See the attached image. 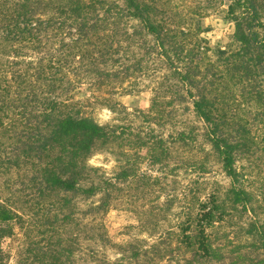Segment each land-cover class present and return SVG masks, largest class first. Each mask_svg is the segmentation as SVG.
I'll use <instances>...</instances> for the list:
<instances>
[{"label":"trees","instance_id":"trees-1","mask_svg":"<svg viewBox=\"0 0 264 264\" xmlns=\"http://www.w3.org/2000/svg\"><path fill=\"white\" fill-rule=\"evenodd\" d=\"M221 2L235 48L212 49L202 37L207 6L183 13L176 0H0V264H75L84 243L110 244L102 223L78 221L72 231L74 199L99 195L80 213L106 214L120 200L118 184L136 172L128 151L160 163L168 150L143 130L99 124L89 109L120 107L114 97L132 93L143 77L147 121H165L174 106L190 103L230 187L190 205L175 241L114 246L135 264H264L263 226L249 223L235 244L217 231L250 202L235 167L255 141L240 104L264 137V0ZM175 140L188 148L195 136L180 131ZM110 146L124 163L113 179H94L98 169L88 161ZM38 209L45 213L35 239L24 226ZM87 256L82 264H120L94 249Z\"/></svg>","mask_w":264,"mask_h":264},{"label":"rangeland","instance_id":"rangeland-1","mask_svg":"<svg viewBox=\"0 0 264 264\" xmlns=\"http://www.w3.org/2000/svg\"><path fill=\"white\" fill-rule=\"evenodd\" d=\"M176 3L180 5L183 13L187 12L186 9L192 12L198 7L207 6V16L200 19V25L205 30L202 37L208 41L212 49L235 48L232 41L233 25L224 18L225 6L221 0H191L189 4L176 0ZM136 51L138 49H135ZM142 53V50H139L136 53L137 57ZM149 86L147 78H140L138 86L132 93L114 97L120 107L110 110L95 104L89 109L99 124L121 125L135 132L143 130L154 139H161L168 153L162 156L160 163H151L148 158L141 159L142 156L148 157L144 151L129 150L127 153L129 156L126 158L129 165L133 164L135 169L137 168L136 172L122 184H118L122 190L117 193L120 200L104 215L93 219L91 216L83 217L80 213L81 210L96 204L99 195L90 200L74 199L72 231L76 230L75 224L78 221H82L88 227L102 223L110 240V244L104 245L84 243L82 252L75 251V264H82V259L88 257L90 249H94L98 257L110 262L135 264L126 255H122L114 245L138 241L144 247H148L153 243L159 244L161 239L166 241L169 236L173 242L176 239L173 235L184 220L190 205L206 200L215 192L222 193L230 187L229 178L222 171L219 160L211 152L205 139V125L194 116L190 103L174 106L169 110L172 113L165 121L150 123L147 121L142 111L148 110L150 106ZM236 91L238 94V89ZM235 105L230 102V107ZM238 112L247 117L255 141L248 151L237 154L235 162L239 186L250 195V202L246 211L238 207L226 216L217 228L218 233L232 244L245 240L249 223L264 227V137L259 130L257 116L254 117L246 104H240ZM180 131H185L186 134L190 132L195 136L194 142L188 148L182 147L175 140ZM123 160L124 157L120 155L118 148L110 146L105 151L94 153L88 163L98 169L94 179L101 177L113 179L123 165ZM140 212L144 217L142 221H146L143 226H139L137 213ZM44 213V209H38L33 217L26 220L24 227L30 225V234L35 239L40 238L39 232L42 227L38 226L40 225L38 218ZM12 243L9 244L15 249L17 241Z\"/></svg>","mask_w":264,"mask_h":264}]
</instances>
